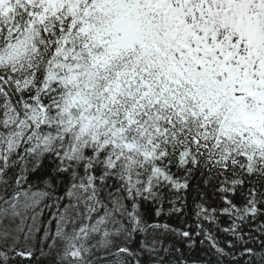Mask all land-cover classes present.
Wrapping results in <instances>:
<instances>
[{
	"label": "snow or ice",
	"instance_id": "1",
	"mask_svg": "<svg viewBox=\"0 0 264 264\" xmlns=\"http://www.w3.org/2000/svg\"><path fill=\"white\" fill-rule=\"evenodd\" d=\"M0 264H264V0H0Z\"/></svg>",
	"mask_w": 264,
	"mask_h": 264
},
{
	"label": "trees",
	"instance_id": "2",
	"mask_svg": "<svg viewBox=\"0 0 264 264\" xmlns=\"http://www.w3.org/2000/svg\"><path fill=\"white\" fill-rule=\"evenodd\" d=\"M47 211V210H46Z\"/></svg>",
	"mask_w": 264,
	"mask_h": 264
}]
</instances>
